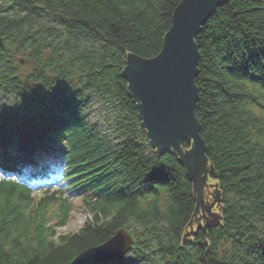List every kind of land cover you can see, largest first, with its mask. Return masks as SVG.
<instances>
[{
	"label": "trees",
	"instance_id": "16d2710c",
	"mask_svg": "<svg viewBox=\"0 0 264 264\" xmlns=\"http://www.w3.org/2000/svg\"><path fill=\"white\" fill-rule=\"evenodd\" d=\"M181 2L0 0V168L15 169L12 149L21 161L66 131L62 153L101 197L87 203L90 222L60 235L71 210L51 224L30 190L0 183V264H100L95 250L119 230L134 246L106 264H264V115L246 85L264 88V0H228L196 38L213 223L198 190L207 179L193 181L179 152L153 147L124 77L130 56L161 53ZM18 58L32 62L29 74Z\"/></svg>",
	"mask_w": 264,
	"mask_h": 264
},
{
	"label": "water",
	"instance_id": "95a60500",
	"mask_svg": "<svg viewBox=\"0 0 264 264\" xmlns=\"http://www.w3.org/2000/svg\"><path fill=\"white\" fill-rule=\"evenodd\" d=\"M227 1L182 0L174 12L172 26L165 37L161 53L148 60L130 56L124 72L131 97L137 103L141 121L153 147L161 155L179 152L181 163L185 164L193 181L197 179L200 184L207 179L198 190L204 204L206 200L212 204V214L206 219L208 223L218 219L220 211L216 206L217 189L207 175L203 177L204 168L207 169L209 164L195 115L198 102L195 80L200 60L196 38L200 28ZM1 47L3 41L0 36ZM185 140L192 142L193 150H182ZM201 177L203 179L199 180ZM202 202L200 199L198 220L201 224L204 223ZM133 244V236L126 230H119L95 250L93 257L100 264L121 262Z\"/></svg>",
	"mask_w": 264,
	"mask_h": 264
},
{
	"label": "rangeland",
	"instance_id": "374dc122",
	"mask_svg": "<svg viewBox=\"0 0 264 264\" xmlns=\"http://www.w3.org/2000/svg\"><path fill=\"white\" fill-rule=\"evenodd\" d=\"M18 62L20 61V65L18 64V68L20 71V74L23 75H27L32 71L33 68V64L32 62L29 61H24V59H16ZM17 64V63H16ZM27 165V164H25ZM208 178L210 179V177L208 176ZM210 181L213 183V185L216 187V183L210 179ZM217 188V187H216ZM37 201L39 198H35ZM42 202H46V201H42ZM75 206L74 205H69L68 209L71 210V214L69 217V220L67 221V223H65V225L61 228L57 229L58 234L60 235H68V234H74L79 232L88 222L91 221L92 215L90 212H88V209H85L82 204L80 205V200L76 199L74 201ZM219 219V217H218ZM56 220L51 221V224H55ZM132 251V249L125 255L127 256L128 254H130V252Z\"/></svg>",
	"mask_w": 264,
	"mask_h": 264
},
{
	"label": "bare ground",
	"instance_id": "6f19581e",
	"mask_svg": "<svg viewBox=\"0 0 264 264\" xmlns=\"http://www.w3.org/2000/svg\"><path fill=\"white\" fill-rule=\"evenodd\" d=\"M42 184H44V183H42Z\"/></svg>",
	"mask_w": 264,
	"mask_h": 264
}]
</instances>
